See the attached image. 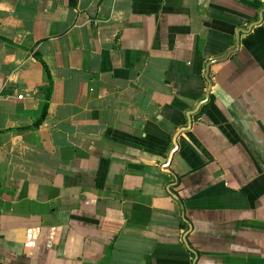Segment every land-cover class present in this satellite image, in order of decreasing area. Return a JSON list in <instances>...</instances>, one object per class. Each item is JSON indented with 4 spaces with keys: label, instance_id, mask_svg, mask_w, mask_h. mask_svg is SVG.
I'll list each match as a JSON object with an SVG mask.
<instances>
[{
    "label": "crops",
    "instance_id": "crops-1",
    "mask_svg": "<svg viewBox=\"0 0 264 264\" xmlns=\"http://www.w3.org/2000/svg\"><path fill=\"white\" fill-rule=\"evenodd\" d=\"M0 264H264V0H0Z\"/></svg>",
    "mask_w": 264,
    "mask_h": 264
},
{
    "label": "trees",
    "instance_id": "trees-1",
    "mask_svg": "<svg viewBox=\"0 0 264 264\" xmlns=\"http://www.w3.org/2000/svg\"><path fill=\"white\" fill-rule=\"evenodd\" d=\"M37 58H38V60H39L40 62L43 63V60H42V58H41L40 56L37 55ZM45 69H46V71H47V68H46V67H45ZM49 79H50V82H49L48 86H46V87L44 88V93H45V97H46V100H47V102H46V108H45L46 110H47V108H48L49 101H50V98H51V95H52V90H53V81H52L51 78H49ZM42 120H43V119H41L40 122H38V123L36 124V126H38V125L42 122Z\"/></svg>",
    "mask_w": 264,
    "mask_h": 264
}]
</instances>
